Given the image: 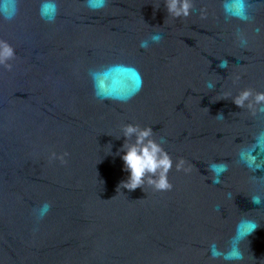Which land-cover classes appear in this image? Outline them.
Returning a JSON list of instances; mask_svg holds the SVG:
<instances>
[{"label": "water", "instance_id": "obj_1", "mask_svg": "<svg viewBox=\"0 0 264 264\" xmlns=\"http://www.w3.org/2000/svg\"><path fill=\"white\" fill-rule=\"evenodd\" d=\"M192 4L0 0V264H264V0ZM127 124L170 189L120 187Z\"/></svg>", "mask_w": 264, "mask_h": 264}, {"label": "clouds", "instance_id": "obj_2", "mask_svg": "<svg viewBox=\"0 0 264 264\" xmlns=\"http://www.w3.org/2000/svg\"><path fill=\"white\" fill-rule=\"evenodd\" d=\"M165 7L168 14L175 17H186L190 14V10L193 7L192 0H164ZM106 0H88V6L93 10H98L105 6ZM50 5H42L43 12L46 14ZM50 19H54L51 16ZM162 37L153 35L151 39L159 42ZM146 42H143L142 46H145ZM15 55V51L10 44L6 41H0V64H4L11 69V65L7 62L11 60ZM252 95L251 89H244L241 93L233 99V102L238 107H243L244 102ZM255 101L257 104L264 102V92H256ZM260 111L264 112V108ZM223 116V114H219ZM136 134V142L134 144H125L122 160L124 161L125 169L129 172V176L126 180L122 181L120 187L127 188L129 190H135L138 187H143L144 178L147 174H151L148 177V183L153 185L157 190H168L172 185L167 180V173L172 167V159L169 154L153 139H148L152 136V128H139L137 125L127 124L125 126L124 135L130 137L132 134ZM183 160L177 164L179 169ZM212 171H216V165L209 166ZM159 170V176L157 179L152 177L156 175ZM252 203H258L256 198H253ZM45 209L50 208V204H45ZM45 211H41L38 219L43 218ZM255 230V229H254ZM242 237H236L232 241L230 250L226 253L225 259L227 260H239L242 258V253L239 250V241Z\"/></svg>", "mask_w": 264, "mask_h": 264}]
</instances>
